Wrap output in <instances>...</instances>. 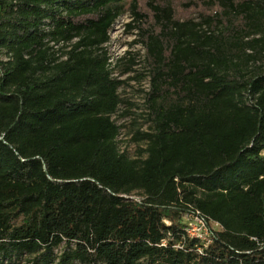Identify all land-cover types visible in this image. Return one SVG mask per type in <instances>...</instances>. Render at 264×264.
<instances>
[{
	"label": "trees",
	"instance_id": "trees-1",
	"mask_svg": "<svg viewBox=\"0 0 264 264\" xmlns=\"http://www.w3.org/2000/svg\"><path fill=\"white\" fill-rule=\"evenodd\" d=\"M191 1L0 0V264H264V0ZM126 12L151 78L135 157L107 50Z\"/></svg>",
	"mask_w": 264,
	"mask_h": 264
},
{
	"label": "rangeland",
	"instance_id": "rangeland-1",
	"mask_svg": "<svg viewBox=\"0 0 264 264\" xmlns=\"http://www.w3.org/2000/svg\"><path fill=\"white\" fill-rule=\"evenodd\" d=\"M173 6L176 10V16L180 20L199 19L203 12H207L205 6L198 1L191 0H174ZM141 13L146 16L147 27L153 26L152 17L145 3L141 4ZM129 24H134L130 12H126L120 17L110 34L111 41L107 45L109 56L111 57L112 66L115 69L114 76L125 81L120 88L119 95L122 104L115 120L118 125L122 126L121 134L118 138L120 142V150L128 153L130 157H135L139 147L132 142V137L137 131H148L149 124L146 122L145 114V98L146 93L150 89L151 78L149 76V65L146 59V49L135 44L139 38L137 30L128 28ZM150 25V26H149ZM124 59V60H121ZM126 113L125 117L120 116ZM192 231L202 235L201 228L191 226ZM212 228H217L212 225ZM65 247L56 250L59 254ZM30 257L15 259L11 263L6 264H31Z\"/></svg>",
	"mask_w": 264,
	"mask_h": 264
},
{
	"label": "built area",
	"instance_id": "built-area-1",
	"mask_svg": "<svg viewBox=\"0 0 264 264\" xmlns=\"http://www.w3.org/2000/svg\"><path fill=\"white\" fill-rule=\"evenodd\" d=\"M193 222L189 223V230L188 233L191 237L199 238L203 242L209 241L210 231L207 223L204 221V219L200 216L198 213L197 215L192 217ZM192 225H194L196 228H201L202 235L196 234L194 231H192Z\"/></svg>",
	"mask_w": 264,
	"mask_h": 264
}]
</instances>
